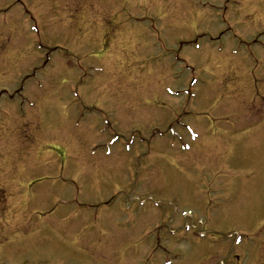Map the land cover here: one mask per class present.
Returning <instances> with one entry per match:
<instances>
[{
	"label": "rangeland",
	"instance_id": "rangeland-1",
	"mask_svg": "<svg viewBox=\"0 0 264 264\" xmlns=\"http://www.w3.org/2000/svg\"><path fill=\"white\" fill-rule=\"evenodd\" d=\"M237 233L264 245V0H0V264H190Z\"/></svg>",
	"mask_w": 264,
	"mask_h": 264
},
{
	"label": "flooded vegetation",
	"instance_id": "flooded-vegetation-1",
	"mask_svg": "<svg viewBox=\"0 0 264 264\" xmlns=\"http://www.w3.org/2000/svg\"><path fill=\"white\" fill-rule=\"evenodd\" d=\"M225 243L216 245L211 240L204 241L190 264H264V245L234 247Z\"/></svg>",
	"mask_w": 264,
	"mask_h": 264
},
{
	"label": "bare ground",
	"instance_id": "bare-ground-1",
	"mask_svg": "<svg viewBox=\"0 0 264 264\" xmlns=\"http://www.w3.org/2000/svg\"><path fill=\"white\" fill-rule=\"evenodd\" d=\"M191 149H189V151H190Z\"/></svg>",
	"mask_w": 264,
	"mask_h": 264
}]
</instances>
